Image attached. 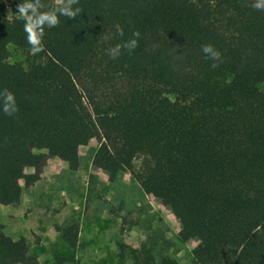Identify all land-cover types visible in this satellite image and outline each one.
<instances>
[{"label": "trees", "instance_id": "16d2710c", "mask_svg": "<svg viewBox=\"0 0 264 264\" xmlns=\"http://www.w3.org/2000/svg\"><path fill=\"white\" fill-rule=\"evenodd\" d=\"M22 2L0 0V205L19 206L49 158L77 171L80 149L97 140L95 161L111 183L130 172L186 239L199 240L193 264H264V10L256 0H79L75 19L43 26L35 55L18 18ZM31 2L38 14L57 7ZM135 31L138 47L112 59L108 50ZM10 46L25 65L9 62ZM33 144L47 154L32 153ZM78 236L76 224L63 230L72 249ZM120 251L122 260L139 258L127 245ZM0 264H41L1 221Z\"/></svg>", "mask_w": 264, "mask_h": 264}, {"label": "rangeland", "instance_id": "374dc122", "mask_svg": "<svg viewBox=\"0 0 264 264\" xmlns=\"http://www.w3.org/2000/svg\"><path fill=\"white\" fill-rule=\"evenodd\" d=\"M9 53L10 63L26 64L14 46ZM98 147L92 140L80 149L77 171L49 158L41 181L23 190L19 206L0 205L6 234L25 239L41 264H193L199 240L186 239L171 211L159 198L145 195L130 172H121L111 183L95 161ZM30 150L47 154L38 144ZM19 183L24 188V182ZM73 224L79 226L75 249L63 239V230ZM122 244L137 249L138 260L129 252L122 260Z\"/></svg>", "mask_w": 264, "mask_h": 264}, {"label": "clouds", "instance_id": "9594fccd", "mask_svg": "<svg viewBox=\"0 0 264 264\" xmlns=\"http://www.w3.org/2000/svg\"><path fill=\"white\" fill-rule=\"evenodd\" d=\"M57 7L54 11L43 12L38 14V6L36 3L31 2V0H23L22 3L18 5V18L22 19L24 23V31L26 33L27 42L31 45L30 52L35 55L43 51L41 45V36L43 34L44 25L49 28L56 27L59 25V16H65L69 19H75L80 12L81 8L77 7L73 9V5L79 3V0H55ZM257 10H264V0H256L252 5ZM119 34L123 35V30L118 29ZM140 36L139 31L133 32L134 39L125 42L123 45L117 44L115 47L108 50L112 59H116L121 54V48H126L129 52H132L136 47H138V38ZM202 51L206 56L215 61L221 60V53L216 50L211 44H205L202 46ZM212 67H217L213 64ZM7 92V99L11 101V104L5 106L4 111L8 115H12L17 111L14 106L13 95Z\"/></svg>", "mask_w": 264, "mask_h": 264}]
</instances>
